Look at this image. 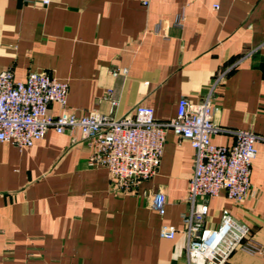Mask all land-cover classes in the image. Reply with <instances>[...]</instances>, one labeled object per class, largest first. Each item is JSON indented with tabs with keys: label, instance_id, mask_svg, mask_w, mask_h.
<instances>
[{
	"label": "crops",
	"instance_id": "1",
	"mask_svg": "<svg viewBox=\"0 0 264 264\" xmlns=\"http://www.w3.org/2000/svg\"><path fill=\"white\" fill-rule=\"evenodd\" d=\"M122 68L127 77L111 74ZM7 70L17 80L35 72L67 82L79 117L109 114L119 102L117 117L142 104L165 122L183 97L200 104L211 95L214 121L227 130L213 143L231 146L228 131L264 137V0H0ZM257 150L247 198L209 199L207 227L218 229L228 211L264 249V140ZM90 153L80 132L50 130L22 150L0 144V264H189L190 143L169 131L157 175L132 193L114 189L106 168L90 167ZM159 192L164 216L153 208ZM164 225L177 228L174 240L161 238ZM225 264H264V255L237 251Z\"/></svg>",
	"mask_w": 264,
	"mask_h": 264
},
{
	"label": "built area",
	"instance_id": "2",
	"mask_svg": "<svg viewBox=\"0 0 264 264\" xmlns=\"http://www.w3.org/2000/svg\"><path fill=\"white\" fill-rule=\"evenodd\" d=\"M45 6L51 0H41ZM218 9V6H215ZM185 16L177 18L183 24ZM163 32L162 23L155 33ZM127 77L122 68L111 73ZM69 84L47 73H30L17 80L12 70L0 72V144L10 143L22 150L31 148L45 138L50 130L73 135L80 132L89 142V166L106 168L111 186L123 193H132L143 182L155 177L161 167L167 141L172 131L188 141L195 151V170L190 180L189 211L183 216L187 236L189 264H225L237 251L264 255V249L249 241L247 230L239 228L228 211L218 229L207 227L208 201L225 192L230 200L243 202L252 189V164L257 157V144L264 140L249 130L228 131L235 137L231 146L216 145L213 136L227 132L214 121L211 95L202 103L193 104L183 97L177 115L169 121H159L151 106L139 104L129 114L117 117L119 102H113L109 114L91 112L78 116L68 108ZM113 96V92H109ZM58 104L60 114L51 113ZM153 208L166 214L164 192L151 196ZM176 227L164 225L163 239L174 240Z\"/></svg>",
	"mask_w": 264,
	"mask_h": 264
},
{
	"label": "rangeland",
	"instance_id": "3",
	"mask_svg": "<svg viewBox=\"0 0 264 264\" xmlns=\"http://www.w3.org/2000/svg\"><path fill=\"white\" fill-rule=\"evenodd\" d=\"M239 251H241V250H239Z\"/></svg>",
	"mask_w": 264,
	"mask_h": 264
}]
</instances>
